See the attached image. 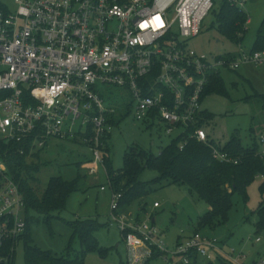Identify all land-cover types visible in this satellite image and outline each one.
Segmentation results:
<instances>
[{"label": "built area", "instance_id": "1", "mask_svg": "<svg viewBox=\"0 0 264 264\" xmlns=\"http://www.w3.org/2000/svg\"><path fill=\"white\" fill-rule=\"evenodd\" d=\"M226 1L242 11L247 2ZM14 5L13 13L0 10V139L20 143L34 136L31 152L50 138L78 140L91 154L83 165L91 175L105 169L103 141L115 114L96 85L127 91L135 118L163 123L167 135L177 132L173 139L187 133L186 139L206 143L208 136L198 125L209 75L245 64L264 67V50H246L241 44L221 59L188 46L200 34L214 0H14ZM210 147L215 160L236 164ZM259 154L264 159V150ZM0 177L2 264L24 234L25 201L1 156ZM119 198L113 193L111 219L123 234L125 264H145L154 255L170 264L213 258L243 264L233 249L225 252L220 240L199 232L168 251L154 223L116 217Z\"/></svg>", "mask_w": 264, "mask_h": 264}, {"label": "rangeland", "instance_id": "2", "mask_svg": "<svg viewBox=\"0 0 264 264\" xmlns=\"http://www.w3.org/2000/svg\"><path fill=\"white\" fill-rule=\"evenodd\" d=\"M0 1L8 11H15L14 0ZM220 2L221 0H215L213 10L219 9ZM243 11L249 17L250 23L246 26L247 32L242 46L249 50L264 18V0H247ZM188 46L208 56L234 54L237 51V46L218 33L212 13L204 20L200 34ZM218 73L223 81L225 94H212L204 99L202 109L215 116L214 120L204 125V131L216 146H223L236 134L243 145L250 144L252 140L256 142L259 152L264 150V144L260 143V137L264 134V106L255 98L247 102L244 100L254 94H264V67L245 64L232 71L220 68ZM96 89L101 94L104 105L115 111V125L105 138L108 148L106 155L114 171L121 169L124 153L129 148L137 147L139 150L157 154L177 135V132L167 135L161 122L151 124L137 120L130 107L131 96L127 91L99 84ZM91 158L87 147L78 140L73 142L50 138L46 140L44 147L35 150V156L29 158L28 163L39 166V171L35 174L37 182L34 184L39 195L51 177L61 176L64 180L71 181L81 176L82 183L78 191L69 195L64 208L53 213L50 228L43 222L42 217L36 216L38 221L30 225L29 233L34 245L59 256L66 250L71 235V230L64 222L94 220L102 225L95 237L98 246L106 251V255L102 257L99 252L88 253L84 264H124L126 251L122 243L123 234L117 220L111 219L113 191L105 169H98V174L93 176L89 169H83V165L77 166ZM156 177L158 174L155 171L145 170L139 180L146 183ZM261 183L262 178L257 177L248 185L245 203L239 194L233 195L227 222L215 229L198 227V218L209 210L205 202L191 194L186 186L169 185L167 182L152 186V191L143 200L134 203L125 211H120L116 217L132 223L145 220L151 222L152 216L154 226L161 233L160 238L168 251L173 250L178 236L184 238L199 232L204 237L220 240L224 244L225 252L233 249L237 255L242 256L241 263L261 264L264 263V231L257 233L255 227V211L264 200ZM144 202L147 204L146 210L140 212L139 206ZM154 202L160 204L159 209H152ZM73 246L79 251L77 242ZM13 264H24L23 241H19L16 247ZM147 264L166 262L160 258ZM199 264L222 263L213 258L210 263L200 260Z\"/></svg>", "mask_w": 264, "mask_h": 264}, {"label": "trees", "instance_id": "3", "mask_svg": "<svg viewBox=\"0 0 264 264\" xmlns=\"http://www.w3.org/2000/svg\"><path fill=\"white\" fill-rule=\"evenodd\" d=\"M0 10L7 11L1 1ZM210 13L215 17L217 30L221 37L235 46L243 43L248 20L244 11L231 7L226 0H221L219 9L217 11L212 9ZM251 50H264V18ZM219 57L228 59L229 54ZM212 94H225L219 73L209 75L202 101ZM252 98L259 100L264 106V94H254L244 100L247 102ZM214 117L204 111L198 126L203 128L207 122L214 120ZM109 124L115 125L112 116L109 117ZM250 131L252 133V129ZM186 137L187 133L173 139L157 154L131 147L124 153L122 167L117 171L111 167L106 155L108 148L106 142L103 141V163L104 167L106 166L107 179L113 193L120 195L117 201L119 208L117 214L143 200L152 191V186L167 182L169 185L186 186L191 194L205 202L209 210L198 218V227L215 229L227 222L232 209L233 195L239 194L245 203L246 189L257 177L262 178L260 189L264 190V159L260 157L255 141L251 140L250 144L243 145L241 138L234 134L223 146H216L209 137L206 143L186 139ZM34 140V136L20 143H4L0 139L1 159L5 162L10 176L19 184L25 201V231L19 239L23 241L24 264H84L86 255L92 252H99L104 257L106 251L101 250L95 237V233L102 225L94 220L64 222L71 230V235L66 250L59 256L50 251H43L34 245L29 231L30 225L38 221L35 217H42L43 222L50 228L53 213L64 208L69 195L78 191L82 183L81 176L71 181H66L61 176L51 177L46 188L39 195L34 187L37 182L35 174L39 171V166L32 162L28 163V159L35 156V152H31ZM180 146H183L182 149ZM210 146H215L228 154L236 161V164L215 160L212 157ZM85 163H78L77 166L80 167ZM145 170L155 171L158 177L150 182H141L139 178ZM146 207L147 204L144 202L139 206L140 212H145ZM255 214L257 217L256 232L260 233L264 231V200L259 204ZM150 220L153 223L152 216ZM75 242L79 244V251L74 249ZM10 245L8 244L6 248L8 252H10ZM15 252L16 246L13 248L11 259L2 264H13Z\"/></svg>", "mask_w": 264, "mask_h": 264}, {"label": "crops", "instance_id": "4", "mask_svg": "<svg viewBox=\"0 0 264 264\" xmlns=\"http://www.w3.org/2000/svg\"><path fill=\"white\" fill-rule=\"evenodd\" d=\"M248 20H249V17H248ZM249 23H250V20H249ZM249 23H248V24H249ZM248 24H247V26H248ZM83 165H84V164H83ZM82 167H83V166H82ZM83 169H84V168H83ZM98 172H99V170H98ZM97 174H98V173H97ZM93 176H94V175H93ZM154 203H157V202H154ZM154 203H153V204H154ZM153 204H152V209H153V210H156V208H153ZM159 205H160V204H159ZM159 208H160V207H159ZM159 208H157V209H159ZM152 221H153V223H154V219H153V217H152ZM185 238H186V237L182 238V237H179V236H178L176 243L181 242V241L184 240ZM122 243H123V242H122ZM176 243H175V244H176ZM123 245H124V244H123ZM124 247H125V246H124ZM125 251H126V248H125ZM155 259H159V258H155V257H154V258L148 260L145 264H147L148 262H150V261H152V260H155ZM199 261H200V260H198L195 264H199ZM125 262H126V259H125V261H124V264H125ZM209 263H210V262H209ZM220 263H222V262H220ZM122 264H123V263H122ZM166 264H170V263H167V262H166ZM222 264H223V263H222Z\"/></svg>", "mask_w": 264, "mask_h": 264}]
</instances>
